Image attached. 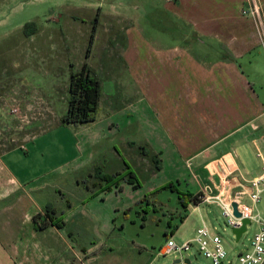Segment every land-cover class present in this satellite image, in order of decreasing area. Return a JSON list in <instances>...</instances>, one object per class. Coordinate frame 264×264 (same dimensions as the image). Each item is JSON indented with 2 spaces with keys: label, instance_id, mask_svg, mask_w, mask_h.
Here are the masks:
<instances>
[{
  "label": "crops",
  "instance_id": "crops-1",
  "mask_svg": "<svg viewBox=\"0 0 264 264\" xmlns=\"http://www.w3.org/2000/svg\"><path fill=\"white\" fill-rule=\"evenodd\" d=\"M19 1L0 0V39L19 28L10 24ZM42 1L61 11H98L110 3L125 17L131 5H147L145 0ZM148 2L156 6L161 0ZM252 3L264 18V0H189L190 38L199 39V44L170 49L139 45L123 51L129 75L123 81L122 97H109L106 128L107 132L136 135V139L124 138L122 148L141 150V159L149 154L156 157L157 171L166 174L157 191L172 184L184 194L195 195L189 186L201 193L208 187L207 193L216 194L227 179L235 177L241 183L260 175L264 163V53L252 18L244 13ZM170 34L179 38L176 31ZM93 145V137L87 134L82 145L76 146L79 155L64 162L65 174H89ZM132 152L128 159L136 157ZM29 153L26 143L0 155V264H80L78 238L73 237L76 233L63 231L62 217H52L63 222L61 229L54 225L35 228V215L44 218L45 209L56 212L45 196L49 183L34 185L40 175L19 157L27 158ZM110 167V175L119 173L115 162ZM76 178V186H80ZM184 182L188 190L182 188ZM55 193L61 196L60 190ZM199 204L182 208L185 216L175 226L176 233L189 228L186 240L202 223L213 233L217 231L209 215L211 208L220 212L219 208ZM67 209L74 208L68 204ZM195 213L197 220H193ZM76 229L83 230L80 225ZM93 238L85 244L86 255L95 252ZM91 256L85 264H96Z\"/></svg>",
  "mask_w": 264,
  "mask_h": 264
},
{
  "label": "rangeland",
  "instance_id": "rangeland-1",
  "mask_svg": "<svg viewBox=\"0 0 264 264\" xmlns=\"http://www.w3.org/2000/svg\"><path fill=\"white\" fill-rule=\"evenodd\" d=\"M148 1L145 0V6L131 5L130 14L125 17L110 3H104L98 11L87 8L61 11L42 0H21L12 11L14 18L10 23L19 28L0 39V64L4 61L7 68L0 77V150L11 144L27 143L29 156L19 157L40 175L34 185L49 183L45 196L54 207L55 216L58 214L64 220L63 231L76 233L73 237L78 238L76 253L80 264L91 256L86 255L85 244L93 237L92 247L97 255L95 258L92 252L91 258L97 260L96 264H172L180 257L190 259L192 264H209L194 248L182 255H158L168 238L176 244L188 239L189 228L179 233L174 230L185 211L178 205L176 192L156 190L166 174L157 171L151 154L141 159V150L122 148L124 138L136 139V135L107 132L106 128L109 97H122L123 81L128 74L123 60L125 48L142 45L170 49L175 45L199 44V39L190 38L193 28L189 24V0H161L156 6L148 5ZM95 21L97 27L87 56ZM28 22H34L37 31L25 37L21 28ZM175 31L179 34L177 39L170 34ZM84 63L101 81L94 125L61 126L59 121L67 111L70 73L79 71ZM82 127L85 129L81 130ZM87 134L94 139L89 174L88 171L76 176L65 174L68 168L64 162L79 155L76 146L82 145ZM131 152L136 156L134 159H128ZM112 162L118 165L121 174L119 187L100 190L94 186L93 169L112 174ZM4 163H8L7 158ZM186 167L189 178V165ZM130 171L140 182L136 189L128 184ZM75 178L80 186H76ZM182 184L188 190V184ZM57 189L61 196L55 193ZM189 189L197 197L202 194L197 188L189 186ZM246 203L252 206L250 201ZM68 204H72V211L67 209ZM211 211L214 213L209 218L227 251L223 264H239L237 255L249 250L257 224L248 225L236 242L220 212L216 208ZM256 212L264 220V196L256 205ZM197 218L195 213L193 220ZM77 225L83 230H77Z\"/></svg>",
  "mask_w": 264,
  "mask_h": 264
},
{
  "label": "built area",
  "instance_id": "built-area-1",
  "mask_svg": "<svg viewBox=\"0 0 264 264\" xmlns=\"http://www.w3.org/2000/svg\"><path fill=\"white\" fill-rule=\"evenodd\" d=\"M244 13L248 14L253 20L259 45L264 53V18L260 15L255 3H252L251 8L247 12L244 11ZM257 156H260L259 153H257ZM241 183L244 187L236 185L230 189L227 179L225 183L220 185V189L216 194L207 193L209 188L206 187L199 196V201L208 205H216L226 227L230 229L240 228L244 219L250 221L248 225L255 222L257 231L250 240L249 250L246 253L238 254L236 259L239 264H264V220L256 212V205L264 196V163L259 176L247 182L241 181ZM246 201H250L252 206H249ZM233 204L236 205L240 217L234 216ZM248 225H246V231ZM193 248L199 255L207 259L209 264H223L227 257V251L221 237L217 233H213L205 223H202L195 230L191 239L181 244H176L172 238H168L165 245L159 250L158 255L168 256L176 253L182 255L191 252ZM186 259L180 257L177 264H187L184 262ZM188 260L192 264L191 260Z\"/></svg>",
  "mask_w": 264,
  "mask_h": 264
},
{
  "label": "trees",
  "instance_id": "trees-1",
  "mask_svg": "<svg viewBox=\"0 0 264 264\" xmlns=\"http://www.w3.org/2000/svg\"><path fill=\"white\" fill-rule=\"evenodd\" d=\"M97 21L92 25L91 35L88 41L87 46V56L90 52L91 46L93 44L94 33L96 31ZM37 31V26L34 22L26 23L22 28L21 32L25 37H30ZM4 61L0 64V77L2 72L6 70V66L3 64ZM68 104L67 111L65 115L60 119L59 125L61 126H79V125H88L95 121L96 113L98 111V106L101 96V81L95 77L92 70L86 63H84L80 70L77 72L70 73L69 83H68ZM22 145L11 144L8 147L0 150V155L9 152L15 148H19ZM148 154V153H147ZM151 161L154 164H158V160L155 156H151ZM130 169V168H128ZM93 179L95 180L94 186H97L98 189L110 190L112 186H118V182L121 179V174L110 175L102 173L98 168H94ZM128 175V184H130L134 189L140 187V182L138 181L137 176L133 171L127 173ZM124 179V177L122 178ZM88 189V187H86ZM159 190H170L176 192L178 195L179 204L183 209H186L189 203L199 204V197L197 195H190L178 192L172 184H167L161 187ZM55 213L45 209L44 218H41V214H37L33 217V221L36 229H43L48 225H54L57 228L61 229L63 227V222L57 219H53ZM46 219H48L46 221ZM183 218L180 219L182 222ZM39 221V224H38Z\"/></svg>",
  "mask_w": 264,
  "mask_h": 264
},
{
  "label": "water",
  "instance_id": "water-1",
  "mask_svg": "<svg viewBox=\"0 0 264 264\" xmlns=\"http://www.w3.org/2000/svg\"><path fill=\"white\" fill-rule=\"evenodd\" d=\"M236 185L244 187V185L242 183H240L237 178L234 177V178H232L229 181V188L231 189L232 187H234ZM232 206H233V214H234V216L235 217H240V214L237 211L236 205L233 204ZM249 223H250V221L248 219H244L242 221V226L240 228L232 229V233L235 236V240L236 241H238L240 239L242 233L246 231V225H248ZM184 262H186L187 264H190V261L188 259H186ZM177 263H179V259L174 260L172 264H177ZM220 264H222V263H220Z\"/></svg>",
  "mask_w": 264,
  "mask_h": 264
}]
</instances>
